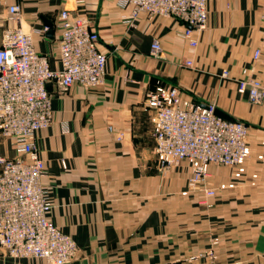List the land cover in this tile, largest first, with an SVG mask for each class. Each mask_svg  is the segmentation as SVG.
I'll use <instances>...</instances> for the list:
<instances>
[{
    "label": "crops",
    "instance_id": "obj_1",
    "mask_svg": "<svg viewBox=\"0 0 264 264\" xmlns=\"http://www.w3.org/2000/svg\"><path fill=\"white\" fill-rule=\"evenodd\" d=\"M11 5L19 6L16 18ZM62 10L84 18L107 57L101 86L47 84L52 122L35 134L50 220L77 245L68 264H264V102L236 91L244 69L264 82V0H207L206 26L192 35L194 47L174 18H132L125 0H0V46L6 28L30 32L49 22L52 39L34 34L33 47L58 69ZM154 40L159 58L150 55ZM161 84L195 103H214L221 117L247 126L242 170L209 166L217 187L210 208L181 195L186 162L164 175L155 166L147 98ZM0 155H18L1 134ZM0 264L46 262L12 258L0 247Z\"/></svg>",
    "mask_w": 264,
    "mask_h": 264
},
{
    "label": "built area",
    "instance_id": "obj_2",
    "mask_svg": "<svg viewBox=\"0 0 264 264\" xmlns=\"http://www.w3.org/2000/svg\"><path fill=\"white\" fill-rule=\"evenodd\" d=\"M125 2L132 18L139 14L174 18L184 28L181 37L193 47L197 42L192 35L206 26L207 0ZM8 12L16 18L19 6H9ZM59 21L58 69H51L47 56L33 47V35H43L47 26L30 32L20 26L6 28L0 46V134L18 153L15 158L0 155V247L12 258L42 259L47 264H68L77 253L73 240L50 221L52 204L41 183L45 166L35 134L52 122L47 84L61 89L101 86L107 60L98 48V34L84 18L62 10ZM150 55L161 57L158 40L151 43ZM259 56L256 50L253 60ZM247 71L238 80V93L252 103L264 102V82L246 77ZM147 107L154 151L164 167L187 162L198 181L209 164L239 167L249 155L243 122L223 119L213 104L195 103L175 86H157L147 98Z\"/></svg>",
    "mask_w": 264,
    "mask_h": 264
},
{
    "label": "rangeland",
    "instance_id": "obj_3",
    "mask_svg": "<svg viewBox=\"0 0 264 264\" xmlns=\"http://www.w3.org/2000/svg\"><path fill=\"white\" fill-rule=\"evenodd\" d=\"M187 62V61H186ZM186 62H185V65H186ZM188 66V65H186ZM191 66V64L189 65ZM224 72V71H223ZM222 72V73H223ZM221 73V75H222ZM223 77V76H222ZM225 78V77H223ZM241 79V78H240ZM239 80V79H238ZM238 80L236 82V91H237V86H238ZM157 86H160V85H157ZM156 86V87H157ZM161 86H169V85H163L161 84ZM155 87V88H156ZM155 90V89H154ZM153 92V91H152ZM238 92V91H237ZM240 94V93H239ZM249 100V99H248ZM252 103V102H251ZM210 104H213L215 107L216 105L214 103H210ZM218 114V113H217ZM219 115V114H218ZM220 116V115H219ZM221 117V116H220ZM223 118V117H222ZM223 119H226V118H223ZM226 120H230V119H226ZM235 121H239V120H235ZM241 122V121H240ZM248 144V143H247ZM155 145V144H154ZM155 149V148H154ZM154 156H155V166L158 170V172L160 174H167L165 173L166 171L168 170H171V169H178L179 168V163L175 164V165H170L169 167H164L162 165H160L159 161H158V157L156 156L155 154V151H154ZM181 162H184V161H181ZM211 164L208 165L207 167V170L205 171V174H201L200 175V179L198 181H194L195 177H197L196 173L192 170V167L186 162V166L189 168V174L187 176V179H186V186H185V189L181 191V195H192V196H195L196 198V203L198 205H201V206H204V207H207V208H210L211 205H212V200L214 199L215 197V193H216V190H217V187L212 185L211 184V181H210V178H211V174L209 172V166ZM216 165H220V164H216ZM223 166H226V165H223ZM239 166V165H238ZM231 167H237V166H231ZM238 168H240L242 170V167L239 166ZM240 171V170H239ZM242 172V171H241ZM219 189H224L225 188V184H220L218 186ZM210 190L213 191V196H210ZM49 219H50V216H49ZM51 221V220H50ZM60 229V228H59ZM61 230V229H60ZM62 231V230H61ZM67 235V234H66ZM69 236V235H68ZM70 237V236H69ZM71 238V237H70ZM72 239V238H71ZM73 240V239H72ZM215 239L213 240V244L215 243ZM74 242V240H73ZM75 243V242H74ZM77 246V245H76ZM213 246H211L209 248V250L206 252V255L209 256V257H213ZM78 251V250H77ZM27 260H30V261H36L37 259L35 258H25ZM47 264V263H46Z\"/></svg>",
    "mask_w": 264,
    "mask_h": 264
},
{
    "label": "water",
    "instance_id": "obj_4",
    "mask_svg": "<svg viewBox=\"0 0 264 264\" xmlns=\"http://www.w3.org/2000/svg\"><path fill=\"white\" fill-rule=\"evenodd\" d=\"M45 26H47L49 29L47 32H45L46 37L52 39L53 36V25L49 22H45Z\"/></svg>",
    "mask_w": 264,
    "mask_h": 264
}]
</instances>
